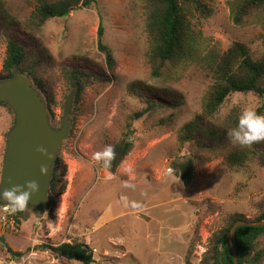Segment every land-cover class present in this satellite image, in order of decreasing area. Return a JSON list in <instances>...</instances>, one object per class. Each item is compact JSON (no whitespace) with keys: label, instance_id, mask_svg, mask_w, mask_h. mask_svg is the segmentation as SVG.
<instances>
[{"label":"rangeland","instance_id":"obj_1","mask_svg":"<svg viewBox=\"0 0 264 264\" xmlns=\"http://www.w3.org/2000/svg\"><path fill=\"white\" fill-rule=\"evenodd\" d=\"M53 1L0 0L7 19L18 23L5 24V32L48 57L37 65L36 78L52 94L53 126H60L73 90L64 82L62 64L102 79L87 84L76 103L73 95L71 130L57 154L66 172L54 217L27 208V218L16 225L4 211L7 205L0 202V235L12 250L24 252L21 259L8 260L0 246V264H81L39 247L73 240L92 248L95 264H185L186 260L199 264L210 236L229 213L249 216L264 202V165L259 161L264 141L247 146L250 152L241 166L227 164L226 147L199 152L202 161L184 185L172 162L198 150L194 142L180 147L177 137L184 124L202 114V98L212 83L210 67L220 54L233 42L245 44L256 57L264 54L262 12L236 24L232 0H202L208 13L188 16L190 41L184 56L167 63L163 74L153 78L142 0H90L88 7L65 18L28 28L32 10ZM99 18L113 69L97 49ZM3 32L0 72L6 47ZM149 99L161 106L135 119L134 113L144 110ZM261 105L264 98L234 93L210 123L222 122L233 109L240 116L245 109ZM13 120L10 107L0 104V170ZM125 133L131 134L132 147L113 171L92 159ZM128 167L131 176L125 172ZM125 183L133 186L124 187Z\"/></svg>","mask_w":264,"mask_h":264},{"label":"trees","instance_id":"obj_2","mask_svg":"<svg viewBox=\"0 0 264 264\" xmlns=\"http://www.w3.org/2000/svg\"><path fill=\"white\" fill-rule=\"evenodd\" d=\"M145 13L146 31L149 37L148 57L150 62V76L160 77L166 64L184 56V46L189 44V19L193 12L207 15L208 10L202 0H142ZM90 5V0H55L43 2L37 5L31 12L27 27L31 30L39 28L46 20L51 18H65L73 10L85 8ZM233 22L240 24L245 17L253 12H262L264 16V0H232L230 2ZM5 24H18L4 15L0 3V31L6 35L5 54L2 61L0 79H5L13 74V70L27 74L34 86L43 96L49 120L53 126L54 114L51 110L52 94L48 89L42 87L40 80L36 78L37 65L48 57L37 51L34 47H24L23 43L15 40L12 34L5 32ZM264 29V20H263ZM103 24L99 18L96 37L97 49L104 54L107 67L113 69L114 60L110 49L103 43ZM39 52V50H38ZM217 61L211 65L210 71L212 83L207 88L202 98V114L195 116L190 122L184 124L178 135L179 146L185 142H194L198 152L180 155L172 166L177 176L184 185L190 181L195 168L201 163L202 156L199 152L206 149H220L226 147L225 160L229 166H241L250 152L247 146L233 143L228 136L229 131L238 124V112L233 109L222 122H212L224 100L234 93H252L264 98V54L254 56L250 49L243 43L233 42L228 49L217 57ZM63 67V79L69 89H74L75 103L81 98L84 88L94 80L102 77L84 71L83 69L65 66ZM72 90V89H71ZM146 108L134 113L133 117L139 118L143 113L154 110L161 106L158 101L147 100ZM7 106L4 103H0ZM258 115L264 111V105L255 110ZM54 127V126H53ZM55 128V127H54ZM128 129V128H127ZM132 133V130H130ZM131 134H123L115 146L116 155L112 160L109 170L113 171L119 162L125 157L132 147L129 140ZM259 161L264 165V150L259 155ZM66 172L65 164L61 156L57 155L52 167L50 186L47 192L46 204L41 208H32L38 215L47 212L51 218L54 217V205L62 194L63 178ZM2 204L6 202L0 200ZM251 215L241 212L229 213L223 225L209 238L207 248L202 254L199 264H233L230 252L226 245V234L236 220L258 221L264 219V202L260 201ZM26 208V209H27ZM16 225L27 218L26 210L15 215H8ZM236 250L239 264H264V226L251 227L240 225L236 228ZM0 246L8 260H19L24 256L22 251H14L6 243L3 235H0ZM44 251L67 261L75 260L81 264H95L92 248L84 241L73 240L58 244H41ZM185 264H190L186 260Z\"/></svg>","mask_w":264,"mask_h":264},{"label":"water","instance_id":"obj_3","mask_svg":"<svg viewBox=\"0 0 264 264\" xmlns=\"http://www.w3.org/2000/svg\"><path fill=\"white\" fill-rule=\"evenodd\" d=\"M73 95L74 89L66 98L60 126L54 128L50 123L43 96L27 74L14 69L12 76L0 79V103L10 107L14 118L13 125L6 135L0 170L3 178L0 191L12 184L22 185L26 180H36L40 188L32 195L28 206L41 208L46 204L55 158L63 140L67 138L71 130L69 114ZM38 146L47 148L54 158L48 160L42 156L36 150ZM42 163L51 166L50 173L44 176H41L39 172ZM240 225L264 226V219L236 220L232 224L225 239L233 264H239L235 232Z\"/></svg>","mask_w":264,"mask_h":264},{"label":"clouds","instance_id":"obj_4","mask_svg":"<svg viewBox=\"0 0 264 264\" xmlns=\"http://www.w3.org/2000/svg\"><path fill=\"white\" fill-rule=\"evenodd\" d=\"M229 138L235 144L241 146H250L253 143L264 141V116L258 115L254 108L245 109L239 116L238 124L228 133ZM42 156L48 160H52L53 154L48 152V149L43 146H38L36 149ZM115 146L107 145L101 151L93 154L92 159L100 162L104 168H110L112 160L115 158ZM50 164L42 163L39 168L41 176L50 173ZM125 172L132 175V168L128 167ZM3 182L0 175V183ZM130 183H125L124 187H132ZM39 184L36 180H26L21 184H12L10 187L0 191V200L6 202L7 207L4 211L8 215H15L26 210L29 201L35 193L39 191Z\"/></svg>","mask_w":264,"mask_h":264},{"label":"crops","instance_id":"obj_5","mask_svg":"<svg viewBox=\"0 0 264 264\" xmlns=\"http://www.w3.org/2000/svg\"><path fill=\"white\" fill-rule=\"evenodd\" d=\"M80 263V262H79Z\"/></svg>","mask_w":264,"mask_h":264}]
</instances>
